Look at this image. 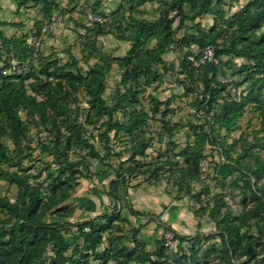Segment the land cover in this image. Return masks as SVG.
Returning <instances> with one entry per match:
<instances>
[{
    "label": "trees",
    "instance_id": "obj_1",
    "mask_svg": "<svg viewBox=\"0 0 264 264\" xmlns=\"http://www.w3.org/2000/svg\"><path fill=\"white\" fill-rule=\"evenodd\" d=\"M17 12L29 5H37L40 19L33 21L34 35L41 33V27L51 21L58 11V0H12ZM149 0H130V11L127 15V24L122 28L129 34L118 36L120 40L129 41L130 49L123 56L112 57L100 50L92 42L84 45L87 58L95 60L86 71L82 72L78 66L77 58L69 53V58L60 63L56 57L44 55L37 66L29 64V69L21 73H8L10 70V58L0 60V180H6L17 188L16 196L11 201L6 196L0 195V264H168L169 255L162 243V238H155V249L148 250L146 244L138 239L137 235L144 225L158 215L136 211L128 205L130 214L137 218H146L144 224L131 229L132 247L121 244L125 237L120 220V208L114 207L110 212H102L91 218H80L73 221L66 218L74 212L75 208L64 203L70 191L73 189L79 177H85L80 169L81 161L68 158V151L72 145L85 149L87 155L102 160L103 157L88 142L83 135V125L77 122L79 111L84 113L85 123L91 124L102 120L100 126L105 129L101 134L106 142L109 140L108 132L113 130L116 135L119 131L134 138L136 131L146 124V121L158 113L159 106L165 105L161 112V130L171 133L175 129L184 127V124L171 123L165 118L170 109V102L175 97L171 94L161 100L152 96L151 115L143 108H128L138 102V80L145 77V85L157 80L159 73L154 69V64L163 62V55L170 49L180 48L182 57L179 59L178 74H182V83L185 85L182 94L196 93L197 104L205 105L208 124L198 126L190 123L189 129L195 135L192 147L186 146L181 152L185 160V167L172 170L170 177L177 172L172 184L177 191L183 189L182 184L186 179L198 180L200 174L201 159L204 157V146L209 141L215 140V126L231 132L238 127V119L242 116L248 103H257L260 107V91L255 90V84L247 86L246 93H240L238 98H221L220 91L225 84L221 79V65H225L224 56L242 57L252 64L245 63L242 67L247 75L257 73L261 75L258 81L264 85V28L261 30V20L264 18V0H251L236 14L233 20H226V28L214 30L216 20L211 24L210 30H205L201 19L208 14L223 16V5L226 0H162L165 6L157 19L149 21L144 17H137L134 12L144 14L139 5ZM214 6L217 9H214ZM187 8V12H186ZM173 12V13H172ZM106 20V19H105ZM104 20V21H105ZM104 21L91 25H82L85 33L93 34L94 38L105 34ZM177 23L176 29L172 26ZM190 22V30L181 32V29ZM21 24V22L19 23ZM3 26H19L18 23L6 20L0 21ZM259 30V31H258ZM227 32L226 38L219 42L222 32ZM1 42L7 51L12 52L13 61L22 64L30 56L32 45L28 44V35L11 36L1 35ZM152 41H154L153 44ZM35 46V43H33ZM211 45L214 49L215 61L199 63L202 50ZM196 47V51L193 50ZM5 59V58H4ZM11 59V60H12ZM117 63L123 69L121 81L127 84L122 92H119L113 105H108L103 97L106 76L111 65ZM37 67V68H35ZM75 67L73 70L72 68ZM244 76L242 81L252 79ZM200 83V88L196 83ZM83 91L86 97L87 108H80L78 92ZM74 105V108L71 106ZM120 108L122 115H126L123 121L113 120L115 109ZM23 109L27 118L36 127H43L44 131L51 135L48 142L37 141L36 146H31L33 138L28 135L27 122L24 121L19 111ZM74 111L73 116L70 115ZM261 132L264 135V106L261 110ZM64 126V129L62 128ZM64 130V131H62ZM4 139L11 141L14 149L11 151L4 143ZM61 146H64L63 148ZM148 141H139L131 146L129 156L121 161L131 164L121 169L120 176L109 180V194L118 200L117 187L124 185L125 176H131L136 172V157L144 156L148 148ZM40 151H51L57 163L56 172L51 170L50 164H46L45 185L32 183L29 177H38L40 174L27 173L24 176L18 168L24 157L35 148ZM14 154H13V153ZM222 154L227 153L221 149ZM221 154V155H222ZM222 157V156H221ZM230 157V156H229ZM223 158V157H222ZM221 158V159H222ZM234 163V162H233ZM236 164L239 165L236 161ZM235 164V165H236ZM230 162L218 168L219 174L227 176L232 173ZM38 171L37 173H40ZM264 172V157L256 163L252 174L247 177L244 174L235 178L233 185L238 186L239 179H243L245 190L255 199L251 207H245L238 216L230 218V210L226 208L221 214V207L225 202L221 197L214 198L210 213L216 227L219 229L221 248L220 264H250L256 261L258 254L264 253V241L261 237L239 233L240 228L251 219L262 221L264 228V188L255 186L252 179L256 180ZM88 173H91L88 170ZM102 172H98L100 175ZM155 174V173H154ZM152 174L153 176H155ZM157 177V176H156ZM175 177V176H174ZM196 201L201 200V194L208 192V186L199 191H193L187 184L183 191ZM123 197H127L124 186ZM221 198V199H220ZM52 218V219H51ZM161 228L167 227L164 222H159ZM71 233L73 241H69L65 234ZM107 233V234H106ZM197 237V236H196ZM183 238H180L182 240ZM242 239L246 240L241 245ZM193 242L194 238H190ZM104 244L103 248H100ZM260 250L257 252V248ZM241 257L244 259L240 260ZM264 258V256H263ZM177 264H202L196 251L192 248L189 254H182L176 260ZM258 264H264L261 260Z\"/></svg>",
    "mask_w": 264,
    "mask_h": 264
},
{
    "label": "rangeland",
    "instance_id": "obj_2",
    "mask_svg": "<svg viewBox=\"0 0 264 264\" xmlns=\"http://www.w3.org/2000/svg\"><path fill=\"white\" fill-rule=\"evenodd\" d=\"M161 1L149 0L139 5V8L144 10L143 15L137 12H134V14L137 17H144L149 21H153L165 9V6L161 5ZM249 1L251 0H226V4L223 5V16L205 15L201 19V23L204 25L203 28L207 31L210 30L214 20L217 23L213 27L215 31L219 30V28H226L225 21L228 19L233 20L236 14L240 13L241 9ZM57 5L58 11L55 13L61 16V20L54 26L52 31L42 36L39 46L36 47L33 43L41 36V33L38 36L34 35L35 27L32 25L33 21L40 19L39 7L37 5H29L17 12L16 5L12 0H0V21L16 22V20H20L25 25L0 26L1 60L10 58L11 65L15 66L13 68L17 69L20 66L25 71L29 69V64L37 66L44 55L50 54V56L56 57L60 63H63L68 60L69 53H71L77 58L80 70L84 72L95 60L90 57L88 62L84 61L83 58L89 57L88 53L83 49L86 43L92 42L96 48L103 50L112 57L123 56L128 53L130 49L129 41L120 40L117 37L122 34H129L128 31L123 32L122 28L128 22L127 15L131 10L129 7L130 0H58ZM214 9L216 10L217 7L214 6ZM88 14H100L106 17L104 21L105 34L94 38L93 34L85 33L82 25H88L86 23ZM27 24L29 26H26ZM261 24L259 30L264 28V18L261 20ZM176 25L177 23L175 22L172 27L176 29ZM190 27V22H187L181 32L189 31ZM26 33L28 35L27 42L32 45V50L29 58L19 64L16 59L13 61L11 58L12 52L9 53L6 46L2 44L1 35L10 38L11 36H20ZM221 34L219 42L226 38L228 31ZM153 43L154 41L151 44ZM193 50L196 51L195 46H193ZM182 52L180 48L170 49L163 55L164 59L161 64L153 65L154 69L159 73L157 80L145 85V77L139 78L138 86L135 87L139 91L138 102L133 103L128 108H135L136 110L143 108L151 115L152 96L164 100L171 94H175V97L170 102L171 110L165 118H168L171 123L184 124V127L175 129L171 133L163 132L161 130V112L164 110L165 105H161L158 113L150 117L146 124L136 131L134 138L124 134L122 130L116 135L111 130L108 132L109 140L106 142L101 137L105 127L100 126V124L107 120V117L104 116L99 122L88 124L85 123L84 113L82 114L81 110L79 111L77 122L83 125L84 138L94 144L103 159L92 158L86 154L84 148L75 145L71 146L68 151V158L74 161H81L80 169L86 175L76 180L68 199L64 202L75 208L74 212L66 220L73 221L85 217L91 218L102 212H110L116 206L120 207L121 217L118 223L123 226L125 232V237L122 239L121 244L132 247L131 229L144 224L146 218L139 219L130 214L127 199L123 197V190L125 186L128 193L135 184H144L145 188L140 192V195L145 198V209L142 208L144 211H140L137 206L138 208L134 210L146 212V209L152 206V208L160 211L153 212L158 215V220L150 219L137 235L138 239L146 244V248L154 250L156 246L155 238L157 236L161 237L162 232L164 233L166 230H174L176 232L174 234L176 246L166 251L169 255L168 264H177L176 260L182 254H186V256L189 254L191 246L196 251V255L200 258L202 264H220L218 249L221 248L222 244L219 229L216 227L210 213V206H212L214 198L221 197L225 202V205L221 207V214H224L226 208H228L230 210V218H234L241 213L243 208L251 207L256 202L243 187V179H239L237 187L233 185V181L242 174L249 177L256 163L264 157V135L260 129L261 110L264 106V85L260 87L262 82L258 81L261 75L254 73L250 76L247 75V71L242 69L245 63L252 64L250 61L248 62L242 57L236 56L223 57L226 63L221 65L220 73L225 86L219 93V101H221V98H238L240 93L244 94L247 92V86L250 83H254L255 90L260 91L259 100L262 107L257 103H248L242 116L238 119V127L231 132H226L224 129H219L215 126V140L209 141L204 146V157L201 159L198 180L186 179L182 184L183 189L177 191L176 186L172 182L178 176V173H174L175 177H170V173L172 170L185 167L186 165L181 152L186 146L192 147L195 141V135L189 129V124L195 123L198 126L204 125L206 127L209 120L206 106H200L195 101L197 96L195 92L189 95L182 94L185 87L181 81L183 75L177 73ZM1 60L0 67L2 66ZM72 69L74 70L75 67ZM10 71L13 70H7L5 74ZM122 71L123 69L119 64L113 63L106 76L103 97L110 106L114 104L118 90L122 92L128 86L121 81ZM246 75L248 78L252 77V79L242 81V78ZM196 85L199 88L201 86L199 82ZM77 94L80 100V108H87L84 92L80 90ZM71 108H74V105ZM74 114L75 112L72 110L70 115L73 116ZM19 115L27 122L28 135L33 138V142L30 143L31 146H36L37 141L46 143L50 140L51 135L45 132L43 127L34 126L27 118L28 115L25 110L21 109ZM125 118L126 115H122L120 108L115 109L113 120L123 121ZM2 123L0 122V125ZM62 128L64 129V126ZM3 141L11 151L14 149L10 140L4 139ZM139 141H148L149 146L145 150L144 156L136 157V172L131 176L127 175L124 177V185L122 183L118 185L119 198L115 200L109 194V180L120 176L121 169L131 164L128 161H124L121 164V161L129 156L131 146H134ZM61 147L63 148L64 146ZM221 149H224L227 153L222 154ZM228 161L231 165H234L232 166V173L223 176L217 170L221 165L228 163ZM236 161L239 165L236 164ZM46 164H50L51 170L56 172L57 163L54 160L53 152L40 151L36 147L22 159L19 167L14 166L10 167V169L18 168L19 173L23 176L27 173L40 174L36 178L29 177V181L44 186L46 176L44 167ZM88 170L91 173H88ZM38 171L41 172L37 173ZM100 171L102 173L99 175L98 172ZM252 182L255 186L264 188V172L261 173L257 180L254 177ZM187 184L195 192L208 186V192L202 193L201 200L196 201L183 192ZM16 192L17 188L15 185L10 184L6 180H0L1 196H6L13 201ZM165 219L168 221H165ZM159 222H164L167 227L162 229ZM243 232L253 237L259 236L264 241V228L262 221L259 219H251L246 225L242 226L239 233ZM65 237L69 241H73L71 233L65 234ZM180 238L183 239L180 240ZM190 238H194V241L192 242ZM245 243L246 240L242 239L241 245ZM259 250L260 248L258 247L257 252ZM263 256L264 253L260 252L256 261L250 264H258L260 260L264 263ZM242 259L244 257H241L240 260ZM108 264L115 263L111 261ZM130 264L138 263L131 262Z\"/></svg>",
    "mask_w": 264,
    "mask_h": 264
},
{
    "label": "built area",
    "instance_id": "obj_3",
    "mask_svg": "<svg viewBox=\"0 0 264 264\" xmlns=\"http://www.w3.org/2000/svg\"><path fill=\"white\" fill-rule=\"evenodd\" d=\"M87 17L90 22H98V23H102L106 19L105 16H102L100 14H94V15L88 14ZM60 20H61V16L56 14L52 17L51 21H49L48 23L42 26L41 36L35 41L36 47L39 46L42 36L52 31L54 26H56L60 22ZM206 61H215L214 49L211 45H207L202 50V54L198 60L199 63H204ZM13 67L11 68V70L13 71H10L9 73H21L22 72V68L20 66H18L19 68L17 69ZM4 73H7V72L4 71ZM174 234H176L174 230H166L164 233L162 232V235H161L162 243L164 247L166 248V251L176 246L175 244L176 240H175Z\"/></svg>",
    "mask_w": 264,
    "mask_h": 264
},
{
    "label": "crops",
    "instance_id": "obj_4",
    "mask_svg": "<svg viewBox=\"0 0 264 264\" xmlns=\"http://www.w3.org/2000/svg\"><path fill=\"white\" fill-rule=\"evenodd\" d=\"M21 10V9H20ZM11 22H13V21H11ZM15 23H18V25L19 26H25L24 25V22H22L21 24H19L20 23V20H16V22ZM86 23L88 24V26L89 25H91V24H94V23H96V22H90V21H88L87 19H86ZM0 26H3V25H0ZM7 26H9V25H7ZM26 26H29V24H27ZM137 185V186H136ZM145 185L144 184H139V183H137V184H135V186L133 187V188H131V190L127 193V197L125 198V199H127V203L130 205V206H132V208L133 209H136V208H138L140 211H144L143 209H145V206H144V199L145 198H143L141 195H140V192L141 191H143L144 190V187ZM158 197H160V196H158ZM157 197V198H158ZM159 199V198H158ZM166 204H168L167 202H166ZM165 204V205H166ZM138 206V207H137ZM120 208V207H119ZM143 208V209H142ZM147 211L145 212V213H153V212H155L156 213V211L157 212H160L159 210H157V209H155V208H152V206L149 208V209H146ZM164 217V216H163ZM143 218V217H142ZM140 219V218H139ZM165 221H168L167 219H165ZM104 247V244L103 245H101V248H103Z\"/></svg>",
    "mask_w": 264,
    "mask_h": 264
}]
</instances>
